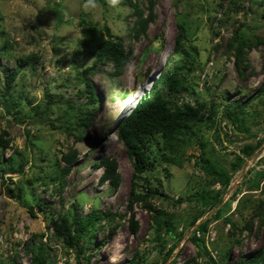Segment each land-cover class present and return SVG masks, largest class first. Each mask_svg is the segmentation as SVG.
<instances>
[{
    "label": "rangeland",
    "instance_id": "rangeland-1",
    "mask_svg": "<svg viewBox=\"0 0 264 264\" xmlns=\"http://www.w3.org/2000/svg\"><path fill=\"white\" fill-rule=\"evenodd\" d=\"M135 1L147 5V0ZM259 2L155 0L154 20L145 34L135 38L130 33L132 7L126 0H0V132L7 131L11 138V147L0 149V160L12 154L19 161L15 154L19 150L24 162L23 173H2L0 168V264H29L30 249L40 243L49 255L46 264H130L132 260L136 264H183L192 258L189 264H203L208 261L207 252L218 264H234L260 249L264 255V229L258 227L264 219V178L259 180L255 174L264 170V91H260L264 43L249 51L244 77L235 68L234 51L226 48L235 28L264 41V7ZM84 19L100 28L107 25L130 53L116 76L111 74L109 61L86 73L99 101L87 106L94 113L80 129L83 139L77 140L70 127L88 100L87 94L77 92L85 86L77 71L94 59L90 48L80 44ZM179 24L184 26L185 38L175 53ZM5 41L8 48L2 45ZM182 51L190 58H184ZM21 60L25 65L18 68L11 92L6 93L4 76ZM183 63L179 73L185 79L183 100L214 102L217 112L208 123L191 124L168 140L170 149L159 137V142L149 144L151 156L157 159L150 184L164 195L148 198L151 208L141 202L129 206L132 159L117 137V124L137 101L134 97L133 105L126 104L132 92L136 95L135 90L142 88L139 96L146 94L168 65ZM125 91L126 98L119 99L117 94ZM49 93L57 100L49 115L33 116L48 102ZM5 102L13 104L8 107L11 113ZM243 146L254 150L246 155ZM71 147L78 152L77 160L64 177L61 193L55 192L47 177L48 187L29 181L36 174L51 173L56 159L63 166L61 153ZM104 156L117 161L120 180L115 189L100 182L103 168L94 166ZM208 157L213 166L231 176L224 190L203 168L202 160ZM239 161L241 166L232 171V163ZM218 190L220 199L210 203ZM32 199L44 207L39 211L35 206L34 216L25 206ZM73 199L81 203L80 216L95 210L103 214L102 227L95 231L96 242L105 239L101 246H90L83 239L75 248L54 236L50 215L72 210ZM155 210L169 214L168 223L158 230L152 220ZM194 216L197 220L189 223ZM130 218L136 223L135 232ZM249 220L250 230L231 229L232 222L240 227ZM204 221L203 230L199 225ZM234 238L240 243H233ZM228 247V257H224Z\"/></svg>",
    "mask_w": 264,
    "mask_h": 264
},
{
    "label": "trees",
    "instance_id": "trees-1",
    "mask_svg": "<svg viewBox=\"0 0 264 264\" xmlns=\"http://www.w3.org/2000/svg\"><path fill=\"white\" fill-rule=\"evenodd\" d=\"M126 1L132 7L131 15L134 16L133 23L130 27V33H132L133 37L139 38L140 35L146 33L148 24L154 20L155 14L153 6L155 4V0H147V5L145 7L141 6L135 0ZM259 4L264 7V0H260ZM145 10L147 11V14H145ZM261 16L264 17V13ZM83 22L86 23V27L84 28L80 44L90 48L94 59L91 65L86 66L82 71H77L80 73L81 77L79 81L84 82L85 85L77 92L80 95H88L86 105L81 110L79 117L75 118L77 121H75V123H73L70 127L73 131H75L74 134L77 140L83 139V132L80 129L90 123L89 121L94 113L92 107L87 106L92 103L96 104L97 101H99L98 96L95 94L93 83L89 80L86 73H93L98 64H105L109 61L113 66V72L111 74L116 76L122 73V69L126 64L130 53V49H126L124 46L122 38L119 35H112L110 28L107 25H103L102 28H100L93 22H88L85 19ZM239 29L235 28L233 30V34L227 39L226 48L234 51L235 68L238 75L244 77L245 70L249 67V51L258 44L264 43V41L257 36L249 38L245 35L244 31ZM184 38V26L179 24V30L175 37L174 44L175 53L180 51L182 40H184ZM2 45L8 48L6 41ZM183 54L186 59H189L191 56L188 52H183ZM169 60L171 63L174 61L172 55ZM17 65L18 66H16L15 70L4 76L6 82V93L10 94V87L13 84L15 73L18 71V68L25 65V62L21 60ZM184 66V63L177 66L168 65V70L161 73L156 80L152 82L150 86L151 89H149L147 93L144 92L146 94L142 95L137 100L128 114L117 124V137L125 146L128 156L132 159V171L128 197L129 206H132L133 203L141 202L148 208H151L150 204H148V198L156 195H164L163 191H158L157 186H151L150 184V172H152L155 168L157 159L154 156H151V150L148 149L149 144L152 142H159V139H157L159 137L161 138L164 147L170 149L171 145L168 144V140H172V138L177 137L185 127H189L191 124L208 123V119H211L217 112L214 108V102H211V104H207L205 102L191 104L190 102L183 100L182 93L185 89L183 88L182 83L185 79L179 73ZM249 73L250 71L247 74ZM260 91H264V84L260 86ZM126 95V91L120 92L117 94V97L119 99H124L126 98ZM53 96V94H47L48 102L43 108L32 112V115L35 117H39L41 115L42 117L48 116L50 113V106L57 102L56 99H53ZM115 99L116 98H112L113 101ZM236 103L238 104V102ZM230 104H233V102ZM5 105L6 106L4 107H6L10 112L8 107L13 106V104L5 102ZM71 106L73 107V105ZM20 111L21 110L19 108L18 112ZM206 111L208 112L205 115ZM226 115H230V111H228ZM236 115L237 114L234 113L233 117H236ZM10 141L11 138L8 132L2 130V132H0V149L4 150L7 147H11ZM258 143L259 141L257 144ZM253 150L254 149L250 146H243L241 149L242 153H245L246 155L251 154ZM15 154H18V158L20 159L19 161H15L14 157L17 156L12 154L6 161L0 160L2 173L10 170L23 173L24 162L22 153L19 150H15ZM77 155L78 152L76 148H69L66 152L61 153L60 162L64 164L63 166H61L56 159V161L53 162L51 173H47L43 176L36 174L35 176L30 177L29 181L32 183L38 181V183L48 187L46 180H44L47 177V179L55 185V192L58 194L61 193L65 183L64 177L71 171L73 164L77 160ZM236 159L239 158L236 157ZM171 162L174 161L171 160ZM202 165L210 178L213 181L219 182V184L223 186L222 190L228 186L231 176L220 168L213 166L209 157L202 160ZM94 166L103 168L102 174L99 178L101 183L107 182L113 189L118 186L120 175L117 170V161L113 157H101L97 163L94 164ZM240 166L241 161L232 163V171H236ZM255 174L259 180L264 178V170L256 172ZM159 183L160 181H158V184ZM258 185L257 181L255 189H258ZM254 186L252 184V187ZM18 188L22 189L20 185H18ZM7 191L11 193L12 189L7 187ZM259 191L262 192L260 189ZM262 193L264 194V191ZM220 195L221 192L218 190L210 200V203L219 200ZM203 199L207 202V198L204 197ZM176 201L180 200L177 199ZM25 206H27V211L31 216H34L33 209L35 206L39 211L44 210L43 205L40 202H35L33 199ZM80 206L81 203L78 200L73 199L71 204V207L73 208L72 210L57 211L55 214L50 215L51 228L53 229L54 236L59 237L64 244H67L68 246H75V248L80 245V242H82L83 239L85 242H88L90 246H101L105 239L96 242L95 231L99 228L101 229L102 227L101 225L99 226V222L100 219L103 218V214L95 210L89 212L85 217H82L77 212ZM168 218L169 214L165 215L164 211L155 210V213L152 216L153 223L156 225L155 228L158 230L162 224H167L169 221ZM197 218L198 217L194 216L189 223H194ZM226 220L229 221V218H226ZM130 224L132 231L135 232L136 223L133 222L132 218H130ZM205 226V221L199 225L200 229L203 230L205 229ZM258 227H262L264 229V219L259 222ZM236 228L239 231L250 230V220L245 225L240 227H237V225L232 222L231 229L234 231ZM169 234L172 235L171 230ZM193 239L196 240L197 238L193 236ZM232 242L235 244L240 243L238 238H234ZM171 250L172 248L168 249L166 255H169ZM45 251L46 250L41 243L30 249L32 254L29 264H46V261L49 259V255H46ZM229 251L230 247H228L224 252V257H228ZM207 259L208 261L203 262V264H218L216 259L209 252H207ZM190 262H193V258L185 261L183 264H189ZM262 263H264V255L260 249L246 260L242 261L239 259L234 264ZM130 264L136 263L132 260Z\"/></svg>",
    "mask_w": 264,
    "mask_h": 264
},
{
    "label": "bare ground",
    "instance_id": "bare-ground-1",
    "mask_svg": "<svg viewBox=\"0 0 264 264\" xmlns=\"http://www.w3.org/2000/svg\"><path fill=\"white\" fill-rule=\"evenodd\" d=\"M140 89H142V88H137L135 90V91H137V94L136 95H133V97L131 96L130 98H128V103H126L128 106L133 105V103L135 101V98L134 97H136V100H137V98L139 97V95L142 93V91H140Z\"/></svg>",
    "mask_w": 264,
    "mask_h": 264
},
{
    "label": "clouds",
    "instance_id": "clouds-1",
    "mask_svg": "<svg viewBox=\"0 0 264 264\" xmlns=\"http://www.w3.org/2000/svg\"><path fill=\"white\" fill-rule=\"evenodd\" d=\"M142 93H143V92H142ZM142 93H141V94H142ZM134 94H135V92H132L131 95H134ZM131 95H130V97H131ZM140 97H141V96H139V98H140ZM127 98H128V97H127ZM139 98H138V99H139ZM138 99H137V100H138ZM136 102H137V101H136ZM134 105H135V103H134Z\"/></svg>",
    "mask_w": 264,
    "mask_h": 264
}]
</instances>
